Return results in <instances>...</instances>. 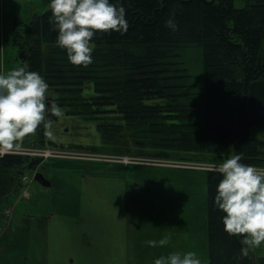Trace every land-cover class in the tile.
I'll return each instance as SVG.
<instances>
[{"label": "trees", "instance_id": "16d2710c", "mask_svg": "<svg viewBox=\"0 0 264 264\" xmlns=\"http://www.w3.org/2000/svg\"><path fill=\"white\" fill-rule=\"evenodd\" d=\"M237 1L243 6L236 7ZM122 2L128 31L98 30L87 66L71 63L66 49L56 44L50 8L33 12L29 22L17 18L16 63L27 60L44 76L53 92L49 101L60 104L65 116L96 124L101 146L90 150L213 166L238 151L245 162L264 167V141L249 133L264 128V0ZM173 13L176 30L165 25ZM57 120L48 114L22 144L64 147L46 140V123ZM43 161L0 157V202L15 207L27 190L26 170ZM204 170L210 264H264L254 248L241 255L242 234L224 230L223 213L209 195L220 173Z\"/></svg>", "mask_w": 264, "mask_h": 264}, {"label": "rangeland", "instance_id": "374dc122", "mask_svg": "<svg viewBox=\"0 0 264 264\" xmlns=\"http://www.w3.org/2000/svg\"><path fill=\"white\" fill-rule=\"evenodd\" d=\"M49 8L50 0H0V71L17 64L15 20L29 22L33 12ZM45 128L47 141L64 146L56 150L82 159L46 158L40 167L53 180L52 187L40 185L34 179L37 169H28L27 190L15 200L17 208L0 202V264H153L173 250H195L202 264H210L204 169L211 166L184 167L205 164L188 159H152L160 165L110 161L114 155L88 149L101 146L96 124L63 111ZM250 136L264 141V128H252ZM32 138L24 137L22 143ZM36 150L22 144L21 154L15 150L0 157L35 156ZM163 235L171 237L166 245L145 243ZM253 248L264 256V242Z\"/></svg>", "mask_w": 264, "mask_h": 264}, {"label": "clouds", "instance_id": "9594fccd", "mask_svg": "<svg viewBox=\"0 0 264 264\" xmlns=\"http://www.w3.org/2000/svg\"><path fill=\"white\" fill-rule=\"evenodd\" d=\"M51 21L56 30V44L66 49L68 60L87 66L93 61V37L98 30L127 32L129 21L122 0H50ZM173 30L178 22L173 13L165 20ZM50 85L44 76L30 68L27 60L0 71V153L19 149L27 134L34 133L48 114L59 116L62 106L49 101ZM51 135V131L48 133ZM242 152L230 154L211 171L220 173L212 204L223 215L224 230L239 235L240 253L264 242V167L247 163ZM171 237L149 238V246H163ZM153 264H202L195 250H173L156 257Z\"/></svg>", "mask_w": 264, "mask_h": 264}, {"label": "built area", "instance_id": "2783aa9c", "mask_svg": "<svg viewBox=\"0 0 264 264\" xmlns=\"http://www.w3.org/2000/svg\"><path fill=\"white\" fill-rule=\"evenodd\" d=\"M36 149V148H35ZM21 154L22 152H20V148L19 149H14L11 151H6L3 153H0L1 155H4L6 153H17L16 151ZM35 156H30V157H41V158H50V157H64V158H81L82 157H78V154L76 153H72V152H68V151H59V150H53V149H38L36 150V152L33 154ZM101 159V158H99ZM108 160L110 161H116V162H122V163H140V164H156V161H153L152 159H134V158H129V157H110ZM149 161H153L154 163H149ZM156 165H160V164H156ZM162 166H168V165H162ZM184 167H190V168H197L198 166H211L208 169H213L214 166L213 165H205V164H200V165H188L185 164L183 165ZM205 168V167H203Z\"/></svg>", "mask_w": 264, "mask_h": 264}, {"label": "water", "instance_id": "95a60500", "mask_svg": "<svg viewBox=\"0 0 264 264\" xmlns=\"http://www.w3.org/2000/svg\"><path fill=\"white\" fill-rule=\"evenodd\" d=\"M35 181L40 183L43 187L50 188L52 186L51 180H48L44 177L43 174H36L34 177Z\"/></svg>", "mask_w": 264, "mask_h": 264}, {"label": "flooded vegetation", "instance_id": "af4514ba", "mask_svg": "<svg viewBox=\"0 0 264 264\" xmlns=\"http://www.w3.org/2000/svg\"><path fill=\"white\" fill-rule=\"evenodd\" d=\"M40 166H41V165H40ZM40 166L37 167V173H36V174H38V173L40 174V173H41V174L44 175V177H45L46 179L50 180V179L47 177V175H46V170H45L44 168L40 167ZM51 182H52V186H53V184H54V183H53V180H51ZM39 184H40V183H39ZM40 185H41V184H40ZM52 186H51V187H52ZM33 198L36 199V198L34 197V195H33ZM29 208H30V207H29ZM31 208H36V207L31 206ZM41 217H42V218H47V215L44 214V215H42Z\"/></svg>", "mask_w": 264, "mask_h": 264}, {"label": "bare ground", "instance_id": "6f19581e", "mask_svg": "<svg viewBox=\"0 0 264 264\" xmlns=\"http://www.w3.org/2000/svg\"><path fill=\"white\" fill-rule=\"evenodd\" d=\"M249 133H250V131H249Z\"/></svg>", "mask_w": 264, "mask_h": 264}]
</instances>
